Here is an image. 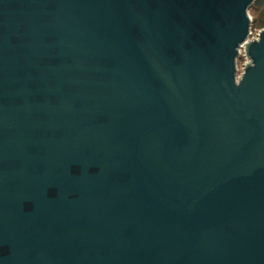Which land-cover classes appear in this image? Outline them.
I'll list each match as a JSON object with an SVG mask.
<instances>
[{
    "label": "water",
    "instance_id": "water-1",
    "mask_svg": "<svg viewBox=\"0 0 264 264\" xmlns=\"http://www.w3.org/2000/svg\"><path fill=\"white\" fill-rule=\"evenodd\" d=\"M258 1L0 0V264H264Z\"/></svg>",
    "mask_w": 264,
    "mask_h": 264
},
{
    "label": "trees",
    "instance_id": "trees-1",
    "mask_svg": "<svg viewBox=\"0 0 264 264\" xmlns=\"http://www.w3.org/2000/svg\"><path fill=\"white\" fill-rule=\"evenodd\" d=\"M250 13L255 14L252 29L254 28L256 30L264 28V0H259L251 9Z\"/></svg>",
    "mask_w": 264,
    "mask_h": 264
},
{
    "label": "rangeland",
    "instance_id": "rangeland-1",
    "mask_svg": "<svg viewBox=\"0 0 264 264\" xmlns=\"http://www.w3.org/2000/svg\"><path fill=\"white\" fill-rule=\"evenodd\" d=\"M251 17L254 19L255 18V14L254 13H250ZM263 29V28H262ZM261 29H254L252 30L253 32V37L257 36V33L260 31ZM246 63V59L244 57H242L239 62H238V69L240 72H242L244 64Z\"/></svg>",
    "mask_w": 264,
    "mask_h": 264
}]
</instances>
